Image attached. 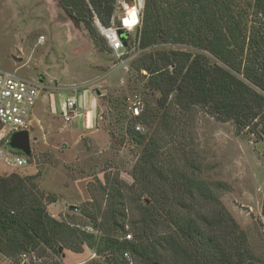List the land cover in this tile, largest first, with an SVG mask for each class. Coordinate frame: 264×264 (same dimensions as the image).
<instances>
[{
	"label": "trees",
	"instance_id": "trees-1",
	"mask_svg": "<svg viewBox=\"0 0 264 264\" xmlns=\"http://www.w3.org/2000/svg\"><path fill=\"white\" fill-rule=\"evenodd\" d=\"M56 2L95 45L103 40L96 22L113 25L117 0ZM122 44L131 48L130 35ZM133 45L139 54L129 68L146 98L136 119L147 130H126L141 146L130 176L148 201L129 228L120 183L108 179L105 208L80 209L100 233L93 235L49 215L56 198L39 189L37 175H0V254L85 245L99 257L93 264H129L124 253L134 264H261L219 199L224 185L202 178L188 127L202 111L237 131L264 133V0H143ZM169 136L181 137L177 147Z\"/></svg>",
	"mask_w": 264,
	"mask_h": 264
},
{
	"label": "rangeland",
	"instance_id": "rangeland-1",
	"mask_svg": "<svg viewBox=\"0 0 264 264\" xmlns=\"http://www.w3.org/2000/svg\"><path fill=\"white\" fill-rule=\"evenodd\" d=\"M129 1L131 5L117 0L110 27L116 28L119 22L118 28L130 35L131 48H122L118 59L100 31L103 40L95 45L56 0H0V70L15 71L42 86L29 131L30 162L16 170L0 163V175H37L39 189L56 198L46 206L49 215L81 230L89 226L93 235L100 233L80 209L95 214L96 208H105L103 189L109 188L108 179L120 183L129 228V220L136 217L143 200L148 201L139 197L130 176L141 146L126 130L139 125L145 132L147 127L132 114L133 103L140 100L143 110L146 98L129 68L139 54L133 45L138 22L133 28H124L122 23L128 9L136 8L138 16L142 3ZM70 96L76 99L77 117L64 124L61 106ZM155 98L150 101L155 103ZM261 128L237 131L232 122H220L197 111L188 131L202 178L224 185V190L217 192L220 201L245 232L252 255L264 264ZM166 140L177 147L181 137ZM98 260L85 245L80 252L62 249L57 255L43 247L22 252L17 258L0 254V264H93Z\"/></svg>",
	"mask_w": 264,
	"mask_h": 264
},
{
	"label": "built area",
	"instance_id": "built-area-1",
	"mask_svg": "<svg viewBox=\"0 0 264 264\" xmlns=\"http://www.w3.org/2000/svg\"><path fill=\"white\" fill-rule=\"evenodd\" d=\"M117 28H109L110 35H105L109 49L121 58L119 51L123 48L122 39L116 33ZM42 86L39 82L20 77L15 71L0 70V163L9 169L16 170L26 167L30 157L10 150L7 146L9 136L15 132L30 131L34 117V107L41 95ZM76 99L70 96L61 106V118L64 124H69L77 117ZM140 100L133 103L132 114L138 117L142 111ZM135 131L141 132L142 128L135 126ZM264 138V133L261 134ZM264 155V144L261 149ZM127 229V227L125 228ZM83 231L92 232L89 226H85ZM124 238L129 240L130 233H125ZM124 259L131 264V258L124 253ZM25 256L23 255L22 258Z\"/></svg>",
	"mask_w": 264,
	"mask_h": 264
},
{
	"label": "water",
	"instance_id": "water-1",
	"mask_svg": "<svg viewBox=\"0 0 264 264\" xmlns=\"http://www.w3.org/2000/svg\"><path fill=\"white\" fill-rule=\"evenodd\" d=\"M143 0H138L139 3H142ZM72 19L71 17H69ZM77 22V21H76ZM78 23V22H77ZM96 27L98 30L101 31L104 30L105 28L100 25V23L97 21L96 22ZM116 33L120 36L122 41L124 38H126L129 34L122 28H117ZM6 146L10 150H14L16 152L22 153L26 155L27 157H30L31 155V148H30V137H29V132L28 131H20V132H15L11 134L7 140Z\"/></svg>",
	"mask_w": 264,
	"mask_h": 264
},
{
	"label": "bare ground",
	"instance_id": "bare-ground-1",
	"mask_svg": "<svg viewBox=\"0 0 264 264\" xmlns=\"http://www.w3.org/2000/svg\"><path fill=\"white\" fill-rule=\"evenodd\" d=\"M137 22H138V16H137L136 8L128 9V13L122 19V23H123L124 28H133L137 24ZM101 33L104 36L110 35L111 30L105 28L104 30L101 31Z\"/></svg>",
	"mask_w": 264,
	"mask_h": 264
},
{
	"label": "crops",
	"instance_id": "crops-1",
	"mask_svg": "<svg viewBox=\"0 0 264 264\" xmlns=\"http://www.w3.org/2000/svg\"><path fill=\"white\" fill-rule=\"evenodd\" d=\"M69 17V16H68ZM71 20H73V19H71ZM73 21H75V20H73ZM76 22V21H75ZM77 23V22H76Z\"/></svg>",
	"mask_w": 264,
	"mask_h": 264
}]
</instances>
